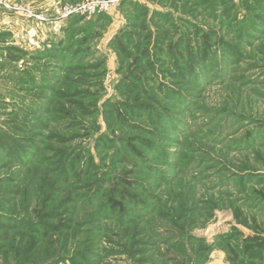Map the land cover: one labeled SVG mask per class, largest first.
Masks as SVG:
<instances>
[{
	"label": "rangeland",
	"instance_id": "obj_1",
	"mask_svg": "<svg viewBox=\"0 0 264 264\" xmlns=\"http://www.w3.org/2000/svg\"><path fill=\"white\" fill-rule=\"evenodd\" d=\"M85 1L0 0V264H264V0Z\"/></svg>",
	"mask_w": 264,
	"mask_h": 264
},
{
	"label": "built area",
	"instance_id": "obj_2",
	"mask_svg": "<svg viewBox=\"0 0 264 264\" xmlns=\"http://www.w3.org/2000/svg\"><path fill=\"white\" fill-rule=\"evenodd\" d=\"M122 0H86L83 4H80L74 8L66 7L65 15L73 11L81 14H96L101 13L109 6L118 4Z\"/></svg>",
	"mask_w": 264,
	"mask_h": 264
},
{
	"label": "trees",
	"instance_id": "obj_3",
	"mask_svg": "<svg viewBox=\"0 0 264 264\" xmlns=\"http://www.w3.org/2000/svg\"><path fill=\"white\" fill-rule=\"evenodd\" d=\"M190 72H193V70H191ZM2 147L8 148V149H14V148H11L10 146L5 145V144L2 145ZM21 151L23 153H25V150L24 149H21ZM11 152H13V151L11 150ZM15 153H16V151H15ZM18 153H19V151L17 152V154ZM23 222L21 221V219L19 217H16L14 215L6 214L4 212L0 213V229H2V228L18 229V227H21V226H24L25 225V223H23ZM28 227H30L29 224H28Z\"/></svg>",
	"mask_w": 264,
	"mask_h": 264
}]
</instances>
